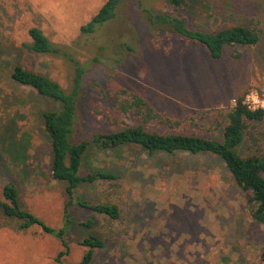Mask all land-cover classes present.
I'll list each match as a JSON object with an SVG mask.
<instances>
[{"label": "rangeland", "instance_id": "obj_1", "mask_svg": "<svg viewBox=\"0 0 264 264\" xmlns=\"http://www.w3.org/2000/svg\"><path fill=\"white\" fill-rule=\"evenodd\" d=\"M104 2L0 0V89L27 94L29 88L9 80L15 64L69 89L71 63L23 47L30 42L28 29L32 26L41 28L63 51L73 52L74 64L99 59L84 78L77 138L114 128L93 113V106L103 108V93L116 89L141 95L170 121L149 129L215 139L221 138L224 113L236 97L264 89V0H186L179 15L194 29L213 31L235 24L258 27L257 45L226 47L219 59L211 58L201 45L148 32L142 9L169 11L166 0H122L112 20L92 34H82L80 26ZM126 45L133 51H123ZM114 58L120 62L113 63ZM36 103L31 101L34 111L30 107L17 110L15 104L5 109L16 116L12 134L26 147L28 173L21 171L19 157L12 161L13 144L5 139L9 116L0 107V198L2 186L12 182L22 207L60 228L68 196L64 186L50 176L49 140L35 115L36 108L44 104ZM261 130L264 149V123ZM236 150L242 156L251 152L246 139ZM95 169L110 170L116 178L84 182L77 195L88 201L115 203L120 215L112 219L72 202V224L64 235L68 252L60 264L81 260L87 247L79 242L89 234L105 245L94 250L88 264H261L264 225L252 219L244 192L218 156L188 152L147 155L125 146L108 151L92 147L82 174ZM89 221L88 228L80 224ZM61 249L59 239L37 226L18 228L0 209V264H59L55 259Z\"/></svg>", "mask_w": 264, "mask_h": 264}, {"label": "trees", "instance_id": "obj_2", "mask_svg": "<svg viewBox=\"0 0 264 264\" xmlns=\"http://www.w3.org/2000/svg\"><path fill=\"white\" fill-rule=\"evenodd\" d=\"M121 1L105 0L89 21L80 26V32L92 34L112 20L116 16V9ZM166 1L170 7L169 11L142 9L146 28L154 37L162 35L178 37L188 43L201 45L214 59H219L226 47L253 46L260 41V32L256 26L235 24L213 31L189 27L186 18L179 15L187 3L186 0ZM28 36L30 42L23 43V47L32 53L52 55L67 60L73 67V75L69 89L66 90L49 76L15 64L10 69V82L15 86L27 87L29 90L27 94H24V90L17 94L15 91L4 92L0 89V107L9 116L5 126L7 130L5 139L13 144L14 150L10 151L13 156L12 161L15 162L19 157L18 165L21 171L28 173L30 163H27L26 147L16 135L12 134L16 125V116L6 110L15 104L17 110L30 107L34 111L35 106L31 104V101L35 104L37 101L43 103L44 107L36 108L38 110L35 115L49 140L50 176L64 186L68 201L63 208L62 226L54 228L22 207L18 199L17 188L12 182H7L1 189L0 209L6 218L17 222L18 228L27 229L37 226L42 232L59 239L63 249L56 256L57 263L60 264L61 257L68 252V243L64 235L66 229L72 224L69 213L72 202L112 219L120 215L119 207L115 203L88 201L77 195L78 188L84 182L92 183L96 180L106 181L116 178L114 172L110 170L95 169L82 174L84 161L92 147L108 151L125 146L136 148L147 155L176 152L216 155L225 164L234 183L244 192L252 219L264 225V149L261 144L264 108L250 109L242 102L243 94L236 97L235 103L224 113L225 124L219 139L195 133L159 132L149 127L165 125L170 122L169 119L141 95L121 88L114 90L111 94L103 93L102 98L105 103L103 108L93 106V113L110 122L114 128L110 131L93 132L77 138L75 127L79 117V102L85 89L84 78L89 73L88 68L100 63L99 59L93 57L86 63L76 62L74 64V53L63 51L62 47L55 45L41 28L30 27ZM123 51L132 52L133 48L131 45H126ZM112 60L115 64L120 62L118 58ZM261 62L264 64V55H262ZM244 139L249 143L251 152L242 156L236 148ZM80 224L88 228L91 222ZM79 243L87 249L77 264H88L92 260L94 250L105 245L102 239L93 234L82 237ZM260 262L264 264V246L260 252Z\"/></svg>", "mask_w": 264, "mask_h": 264}, {"label": "built area", "instance_id": "obj_3", "mask_svg": "<svg viewBox=\"0 0 264 264\" xmlns=\"http://www.w3.org/2000/svg\"><path fill=\"white\" fill-rule=\"evenodd\" d=\"M243 104L250 109L264 108V89L261 92L252 89L243 97Z\"/></svg>", "mask_w": 264, "mask_h": 264}]
</instances>
